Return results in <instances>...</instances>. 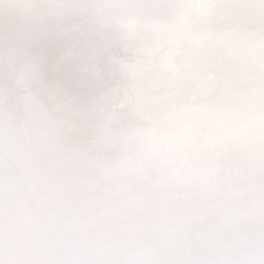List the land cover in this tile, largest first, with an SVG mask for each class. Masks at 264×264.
Segmentation results:
<instances>
[{
    "label": "snow or ice",
    "instance_id": "6c2138e0",
    "mask_svg": "<svg viewBox=\"0 0 264 264\" xmlns=\"http://www.w3.org/2000/svg\"><path fill=\"white\" fill-rule=\"evenodd\" d=\"M0 264H264V0H0Z\"/></svg>",
    "mask_w": 264,
    "mask_h": 264
}]
</instances>
